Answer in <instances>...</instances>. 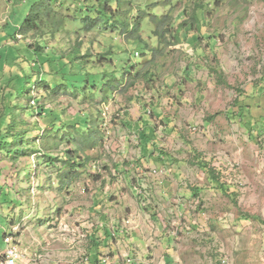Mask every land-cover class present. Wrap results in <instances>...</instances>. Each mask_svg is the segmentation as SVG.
<instances>
[{
  "label": "rangeland",
  "instance_id": "1",
  "mask_svg": "<svg viewBox=\"0 0 264 264\" xmlns=\"http://www.w3.org/2000/svg\"><path fill=\"white\" fill-rule=\"evenodd\" d=\"M0 22V126L30 151L0 153V264L5 237L16 264H264L242 216L264 220V0H0Z\"/></svg>",
  "mask_w": 264,
  "mask_h": 264
},
{
  "label": "trees",
  "instance_id": "2",
  "mask_svg": "<svg viewBox=\"0 0 264 264\" xmlns=\"http://www.w3.org/2000/svg\"><path fill=\"white\" fill-rule=\"evenodd\" d=\"M39 15L35 13L33 16H29V18L25 21V27L22 29V32L27 34L28 32L32 31L36 27V20H38ZM156 29L155 34L159 35V30ZM42 111V109H41ZM14 114L13 112H9L6 115L2 116V124L0 126V153L6 154L10 156L12 159H16L18 157H25L28 155L30 151L27 149H24L21 144L23 143V137H24V132L23 131H18L15 133H11L12 130L14 129ZM10 135L11 140L8 141L6 139V136ZM94 141L92 135H88L87 141ZM71 159H68L67 162L69 163ZM70 164V163H69ZM71 165V164H70ZM200 169L207 175L208 180L217 185L218 188L228 197H230L234 203L236 202V199H234V196H236V191L232 189L229 185L226 183H222L220 178H219V173L211 167L208 163L206 162H200L199 163ZM0 191H3V189L0 187ZM4 196H7L6 193ZM11 202H8L7 204H10ZM242 216L247 219H252V220H258L264 223V220L261 219L259 216L251 215L248 213H243ZM6 238V237H5ZM4 238V239H5ZM3 239V240H4Z\"/></svg>",
  "mask_w": 264,
  "mask_h": 264
},
{
  "label": "built area",
  "instance_id": "3",
  "mask_svg": "<svg viewBox=\"0 0 264 264\" xmlns=\"http://www.w3.org/2000/svg\"><path fill=\"white\" fill-rule=\"evenodd\" d=\"M1 22H0V27H1ZM4 242L6 244V250H5V255H6V260L4 261V264H16L17 260L20 259V253L17 250V247L13 244L12 241H10V238L6 237L4 239Z\"/></svg>",
  "mask_w": 264,
  "mask_h": 264
}]
</instances>
